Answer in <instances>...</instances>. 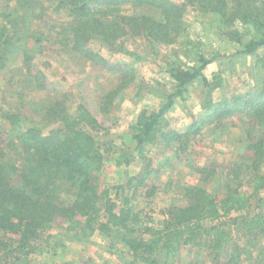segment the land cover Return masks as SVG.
Returning a JSON list of instances; mask_svg holds the SVG:
<instances>
[{
  "label": "trees",
  "instance_id": "1",
  "mask_svg": "<svg viewBox=\"0 0 264 264\" xmlns=\"http://www.w3.org/2000/svg\"><path fill=\"white\" fill-rule=\"evenodd\" d=\"M5 1L16 3L23 13L14 17L5 11L0 25V78L4 75L19 100L16 113L3 112L9 128L0 130V264H36L31 256L38 251L39 238L59 224H67L68 236L77 241L87 242L100 231L113 240L112 247L122 244L129 251L128 264H172L186 247L203 252L213 264H264V85L231 104L214 98L220 76L214 73L209 78L204 72L218 59V52L212 57L200 52L199 64L167 61L174 90L159 109L139 112L129 128L136 142L131 150L126 142L118 146L112 137L97 138L93 131L102 129L105 136L111 131L85 105L72 111L69 92L51 88L32 64L38 54L56 51L51 47L54 41L63 50L59 53L76 54L102 67L109 64L91 47L94 39L113 48L122 38L140 37L157 48L183 36L185 45L193 46L184 23L188 8L211 17L209 25L220 39L234 46L233 56L255 55L264 48V0H57L55 10H66L69 21L62 32L54 31V37L32 28V19L45 16V0ZM16 54L24 66L13 75L7 60ZM128 67H121L117 85L103 93L101 111H108L133 82ZM198 80L205 113L187 131H179L170 126L167 112ZM33 91L45 94L35 101ZM226 116L245 118L244 152L222 170L215 165L198 167L199 183L184 186L182 202L171 204L163 225L155 226L132 205L136 193L146 188L143 172L118 187L119 208L111 188L101 187V173L112 157L117 166H128L138 154L148 160L143 171L151 172L149 146L183 151L207 125H219ZM153 192L147 189L145 194ZM253 237L259 241L252 242ZM240 239L246 244L240 245Z\"/></svg>",
  "mask_w": 264,
  "mask_h": 264
},
{
  "label": "rangeland",
  "instance_id": "2",
  "mask_svg": "<svg viewBox=\"0 0 264 264\" xmlns=\"http://www.w3.org/2000/svg\"><path fill=\"white\" fill-rule=\"evenodd\" d=\"M178 3L183 0H173ZM42 19H32L36 31L44 32L52 37L57 36L56 30L62 32V26L69 21L66 10H55L57 0H45ZM18 7V9H16ZM17 17L23 10L16 3H6L0 0V25L4 23V12ZM211 17L202 15L194 8H188L185 13V27L189 29L191 40L196 46H186L183 36L176 43L161 45L153 48L147 46L140 37L122 38L113 48H109L99 39L91 41V47L100 52L108 61L107 67H102L86 58L74 54L72 57L58 42H52V49L38 54L33 60L34 69L41 70L47 77L51 88L67 91L70 94V106L76 113L80 105L88 107L100 120L102 125L111 131L109 136L102 135V129L93 131L97 138L115 139L116 144L126 142L134 150L136 142L131 139L130 126L135 122L139 112L146 108L157 110L166 102L169 93L174 88V80L167 73L166 62L180 60L189 65L199 64V53L212 57L219 53L218 59L207 65L205 74L212 78L216 73L220 76L221 85L213 91L216 100H226L232 103L243 101L264 85V48L255 55L233 56L234 46L224 42L213 26H210ZM54 29V30H52ZM52 40V38L50 37ZM197 42V43H196ZM129 49L139 56H126L120 51L121 47ZM14 75L17 68L24 66L22 59L16 54L7 60ZM128 65L127 70L134 73L133 82L122 94H118L108 111L100 110V102L105 91L117 85V78L121 74V67ZM0 78V130L9 128V115L16 113L19 100L16 92L6 86V80ZM13 81V79H12ZM12 84V83H11ZM6 86V87H5ZM203 87L200 81L189 86L183 97L177 98L175 106L167 112L170 126L187 131L196 117L202 115L201 105ZM44 92L33 91L31 99L39 101ZM9 112L6 117V113ZM245 118L226 116L217 123L207 125L201 134L181 151L177 147L164 145L149 146L147 157L152 158L151 172H144L148 163L144 157L137 155L135 161L128 166H117L114 157L106 161L101 173V187H110L112 197L119 208L122 197L118 188L131 177L146 175V188L139 190L133 197L132 205L147 218H152L155 226L164 224L168 215V208L173 202H182L184 186L199 183L198 167L215 165L223 169L227 164L236 161L244 152L246 133L243 130ZM5 132V131H4ZM178 145V142H177ZM136 152V151H135ZM137 153V152H136ZM137 182V181H133ZM172 183V188L167 184ZM155 187V189H154ZM153 189L154 192L146 195L145 192ZM223 191V189H222ZM131 191H129V194ZM128 194V195H129ZM67 224L54 225L42 233L39 238L38 251L31 256L36 264H128L131 257L129 251L121 244L112 247V239L100 231L94 232L89 241H77L68 236ZM247 239V238H246ZM246 239H240V245L246 244ZM257 237L252 238L256 243ZM248 242V241H247ZM264 243V240H263ZM211 264V260L203 252H196L190 247L183 249L180 256L172 260V264ZM211 262V263H210ZM213 264V263H212Z\"/></svg>",
  "mask_w": 264,
  "mask_h": 264
}]
</instances>
